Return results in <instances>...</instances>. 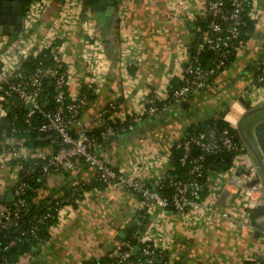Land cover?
I'll return each mask as SVG.
<instances>
[{
	"label": "crops",
	"instance_id": "1",
	"mask_svg": "<svg viewBox=\"0 0 264 264\" xmlns=\"http://www.w3.org/2000/svg\"><path fill=\"white\" fill-rule=\"evenodd\" d=\"M32 1L24 10L21 35L0 33V85L44 44L64 39L61 56L70 72L67 91L70 97L85 88L91 93L80 115L90 128H98V112L109 101L118 104L113 116L124 120L143 108L148 93L157 100L168 98L171 85L181 80L198 21L205 16V0H117L105 9H95L85 0H43L34 10L28 8ZM246 15L251 32L238 43L227 65L183 100L170 101L125 131L98 139L95 150L113 168L155 187L172 166L173 142L210 119L236 124L246 110L241 98L250 107L264 104V83L253 82L264 56V0H252ZM14 27L18 30L19 25ZM22 65L26 70L27 64ZM11 102L0 99V121ZM242 129L264 163V109L243 118ZM23 141L14 136L0 142L2 194L12 190L17 179L16 158L7 151L8 144L30 155L52 151L50 141L36 146ZM94 177V166L82 159L71 169L43 176L38 198L60 195L78 183L85 187L73 205L61 206L48 238L35 250L18 255L14 264L105 263L142 212L141 238L164 248L167 264H243L264 258V212H256L264 204V185L246 144L227 170L209 161L202 179L200 202L230 212L233 219L216 216L203 206L179 211L147 204L126 186L103 184Z\"/></svg>",
	"mask_w": 264,
	"mask_h": 264
},
{
	"label": "built area",
	"instance_id": "2",
	"mask_svg": "<svg viewBox=\"0 0 264 264\" xmlns=\"http://www.w3.org/2000/svg\"><path fill=\"white\" fill-rule=\"evenodd\" d=\"M43 0H33L28 8L34 10ZM83 2V0H75ZM252 0H205L204 25L198 28L196 41L192 51H189L188 58L184 63L180 82L172 89L171 99L159 101L155 94H149L145 98V105L139 111L128 113V121L125 124L107 123V117H114V111L118 107L116 101H109L98 112L97 123L98 133L90 134L81 120L80 115L89 100L87 90H81L74 96L68 94L67 83L70 72L62 59V50L65 40H51L40 49L47 48L53 60L46 64L43 56H39V50L33 55L35 63L32 69L25 71L15 68L11 75L0 85V99L15 98L20 104L26 107L25 121L28 124L22 128L23 131H35L38 134H53L51 147L58 143V146L43 155L28 154L24 148H16L14 144L6 146L7 151L13 157L24 158L46 157L42 164L43 174L55 169L75 166L78 159H82L95 168L94 180L103 184L122 185L137 193L147 204H154L161 208H173L179 211L195 209L203 206L204 210L216 216L233 219L230 212L217 209L211 204H202L200 195L202 190V179L209 166L208 157L219 151L226 150L237 153L245 149V143L236 139L228 126L218 127L215 124L206 128L196 130L193 133L183 136L172 143L180 150L179 163L186 167L187 176L175 173L173 166L161 174L157 186L142 183L136 177L124 175L122 171L113 168L94 148L98 138L113 136L125 131L144 115L155 114L164 109L170 101L183 100L192 90L201 86L208 75L216 74L225 66V63L239 36V28L242 23V12L244 8L251 6ZM204 50L212 52L208 64H202L200 54ZM257 82H264V56L261 72L256 76ZM256 84V83H254ZM51 87L50 92L47 87ZM50 104L48 105V103ZM110 110L113 112L108 113ZM38 112L42 120L33 124L29 118L33 113ZM127 116V115H126ZM16 114L8 117V127L0 128V142L14 137L18 131L14 121ZM54 131L56 132L54 134ZM29 166L22 168L17 162V179L12 186L14 200L12 203L0 202V224L15 225L18 223L20 209L25 203L22 197L27 181L18 175L21 169L24 173L29 171ZM74 189V188H73ZM70 188L68 196L76 197V192ZM64 197V200H67ZM68 204V203H65ZM62 205L56 208L59 212ZM48 215L42 214L39 220ZM145 218V213H139L135 220V227L131 231L130 238L123 241L104 264H167L166 251L150 239H142L140 229ZM36 226L32 225L29 232L34 235ZM25 231L22 230L21 233ZM262 241L264 242V230H261ZM138 239L140 244L133 245L131 239ZM16 241L10 239L5 245L8 248ZM137 252V255L133 253ZM264 254V252H263ZM247 264H264V258H253ZM6 258L0 260V264H14Z\"/></svg>",
	"mask_w": 264,
	"mask_h": 264
},
{
	"label": "trees",
	"instance_id": "3",
	"mask_svg": "<svg viewBox=\"0 0 264 264\" xmlns=\"http://www.w3.org/2000/svg\"><path fill=\"white\" fill-rule=\"evenodd\" d=\"M247 7L244 8L242 12V23L239 28V36L237 40L235 41L234 47L225 63H227L231 60L234 54V50L238 43L240 41H243L246 39L252 29V24L251 20L248 19L246 13H247ZM205 18H203L201 21H198L199 26L204 25ZM196 30V29H195ZM198 33V30L195 31V35L193 38V42L190 46V51L193 50L194 44L196 41V35ZM39 56H43L44 61L46 64H50L53 62L51 55L48 53L47 48H42L39 49L38 52ZM201 57V62L202 64H208L211 60L212 57V52L209 50H204L200 54ZM35 57L34 56H29L25 59V62L27 64L26 70L29 71L30 69L33 68L34 63H35ZM22 63V64H24ZM19 66L18 68H22V65ZM1 67V64H0ZM262 65L259 67V70L255 74L253 78V82L256 84H262L264 82H257L256 81V76L258 73L261 72ZM214 75V74H212ZM212 75H208L212 76ZM179 83V82H178ZM176 83L175 85H171L170 87V93L172 89L178 84ZM48 92H50L51 87L46 88ZM86 89V88H85ZM84 89V90H85ZM89 94V92H88ZM153 94V92L148 93V95ZM10 100L13 101L11 102L8 108V112L4 118L3 121H0V128L1 127H8V117L11 114H16L17 118L14 121L15 126L18 128V131L14 133V136L22 137L24 140L23 142L27 146H36L39 144H46L48 141L52 142V137L53 134L52 132L50 133H42L38 134L35 131H23L22 128L24 126H27L28 124L25 121V114H26V107L23 104H20L15 98H9ZM89 99H91V93L89 94ZM166 99H171V95L169 94L168 98ZM158 100V103H160ZM50 102L48 103V105ZM113 112V110H110L108 113ZM30 120V125L31 122L33 124H36L37 122H40L42 120V116L38 113L35 112L33 115L29 118ZM107 123L111 124H125L128 121V115L124 120H119L118 118L115 117H107L106 118ZM215 124L218 127H223V126H229L228 122L225 121L222 118H215V119H210L208 121L199 123L197 125V129H203L206 128L208 125ZM88 132L90 134H97L98 133V128H89ZM1 138V136H0ZM100 139V138H98ZM53 143V142H52ZM180 150L176 148L174 145L171 146V152H170V162L173 166V171L177 174H181L183 176H187L186 174V167L181 165L179 163V155H180ZM234 159V153L229 152L226 150L219 151L215 154H212L208 157V161L215 162L218 167L221 170H227L230 168L232 162ZM46 157H22V156H17L16 159H14L15 162H19L22 166V168L29 166V171L27 173H24L21 169L19 170L18 175H20V178L24 179L27 181V185L25 186L24 192L22 197L25 199V203L22 205L20 209V216L18 223L15 225L7 224V225H1L0 224V260L3 258H6L9 261L15 262L16 258L18 255L24 253V252H31L35 250L38 245H40L42 242H44L48 236H49V228L52 224H54L58 218V210L57 206L58 205H63L65 203L73 205L75 202V199L81 195L83 188L85 187L84 183H78L76 186H70L67 189H64L62 194L58 195V193H52L49 195H45L42 197H37V190L38 188L42 185L43 181V172L41 170V166L43 163H45ZM70 188H74L73 191L76 192V197L74 196H68L70 191ZM64 197H67V200H64ZM11 201L10 203H12ZM9 203V202H8ZM48 215L44 217L42 220H39V217L47 213ZM34 225L36 226L35 229V234L32 235L29 232V228ZM135 225H133L128 233L126 234L124 241L130 238L131 236V231ZM24 230V233H21V231ZM12 238H15L16 241L14 244L9 246L8 248H5L4 245ZM133 245L140 244L139 240L136 239H131L130 240ZM123 244H121L122 246ZM134 255H137V252L134 251ZM167 256V255H166ZM108 260V258H107ZM248 262H245L243 264H247ZM104 264V263H102Z\"/></svg>",
	"mask_w": 264,
	"mask_h": 264
},
{
	"label": "water",
	"instance_id": "4",
	"mask_svg": "<svg viewBox=\"0 0 264 264\" xmlns=\"http://www.w3.org/2000/svg\"><path fill=\"white\" fill-rule=\"evenodd\" d=\"M86 2L93 3L95 9H105L107 5L116 4L117 0H85ZM26 0H0V33H12L16 35H21V30L24 28L25 15L23 13V5ZM15 25H19V28H15ZM241 101L245 107V112L241 115L236 124H229V130L232 132L233 136L236 139L242 140L249 150L252 152L254 157L257 160V164L260 168L261 179L264 185V163L260 154L254 148L250 140L245 135L242 129V120L247 115L252 112L259 111L264 109V104L258 105L255 107H250L249 103L241 98ZM54 133H56L54 131ZM58 146L56 143L51 147L53 150L54 147ZM260 178H256L253 181H258ZM14 200V194L12 190L7 191L5 194L0 193V202H11ZM264 212V204H260L256 207V212Z\"/></svg>",
	"mask_w": 264,
	"mask_h": 264
},
{
	"label": "flooded vegetation",
	"instance_id": "5",
	"mask_svg": "<svg viewBox=\"0 0 264 264\" xmlns=\"http://www.w3.org/2000/svg\"><path fill=\"white\" fill-rule=\"evenodd\" d=\"M27 3H28V0H26V2L23 5V13H24V10H25V7H26Z\"/></svg>",
	"mask_w": 264,
	"mask_h": 264
}]
</instances>
